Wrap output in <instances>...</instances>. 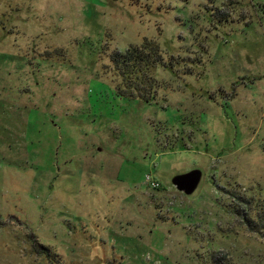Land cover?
Listing matches in <instances>:
<instances>
[{"label":"rangeland","instance_id":"374dc122","mask_svg":"<svg viewBox=\"0 0 264 264\" xmlns=\"http://www.w3.org/2000/svg\"><path fill=\"white\" fill-rule=\"evenodd\" d=\"M0 264H264V0H0Z\"/></svg>","mask_w":264,"mask_h":264},{"label":"trees","instance_id":"16d2710c","mask_svg":"<svg viewBox=\"0 0 264 264\" xmlns=\"http://www.w3.org/2000/svg\"><path fill=\"white\" fill-rule=\"evenodd\" d=\"M148 48V46L142 44L133 45L123 54L114 52L111 59L114 68L122 77V85L125 84L127 94L130 96L140 95L146 100H149L146 90H151V88L143 83V74L145 76V70L159 61V56L156 53L157 49L152 46L147 51ZM45 250L48 249L45 247Z\"/></svg>","mask_w":264,"mask_h":264},{"label":"water","instance_id":"95a60500","mask_svg":"<svg viewBox=\"0 0 264 264\" xmlns=\"http://www.w3.org/2000/svg\"><path fill=\"white\" fill-rule=\"evenodd\" d=\"M202 178V171L198 168L191 169L185 173L176 174L171 182L180 192L191 195L197 189Z\"/></svg>","mask_w":264,"mask_h":264},{"label":"built area","instance_id":"2783aa9c","mask_svg":"<svg viewBox=\"0 0 264 264\" xmlns=\"http://www.w3.org/2000/svg\"><path fill=\"white\" fill-rule=\"evenodd\" d=\"M151 182H152L151 184H152V186H153L154 188L158 187V184H159V183H157V182H156V181H154V180H153V181H151Z\"/></svg>","mask_w":264,"mask_h":264}]
</instances>
